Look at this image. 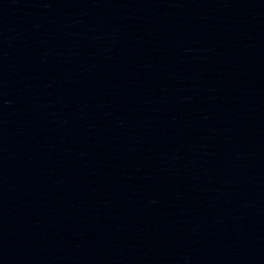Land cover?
<instances>
[{"label":"water","instance_id":"1","mask_svg":"<svg viewBox=\"0 0 264 264\" xmlns=\"http://www.w3.org/2000/svg\"><path fill=\"white\" fill-rule=\"evenodd\" d=\"M0 264H264V0H0Z\"/></svg>","mask_w":264,"mask_h":264}]
</instances>
